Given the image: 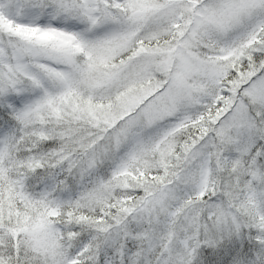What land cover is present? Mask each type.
<instances>
[{
	"label": "snow or ice",
	"instance_id": "1",
	"mask_svg": "<svg viewBox=\"0 0 264 264\" xmlns=\"http://www.w3.org/2000/svg\"><path fill=\"white\" fill-rule=\"evenodd\" d=\"M0 264H264V0H0Z\"/></svg>",
	"mask_w": 264,
	"mask_h": 264
}]
</instances>
